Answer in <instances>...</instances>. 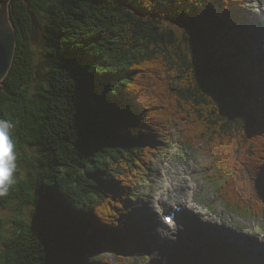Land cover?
<instances>
[{
	"label": "trees",
	"instance_id": "obj_1",
	"mask_svg": "<svg viewBox=\"0 0 264 264\" xmlns=\"http://www.w3.org/2000/svg\"><path fill=\"white\" fill-rule=\"evenodd\" d=\"M0 1L17 35L0 90L16 156L0 197V264L142 253L133 202L173 148L198 153L230 211L264 216V62L240 25L245 0ZM220 247L199 264L245 258Z\"/></svg>",
	"mask_w": 264,
	"mask_h": 264
},
{
	"label": "rangeland",
	"instance_id": "obj_2",
	"mask_svg": "<svg viewBox=\"0 0 264 264\" xmlns=\"http://www.w3.org/2000/svg\"><path fill=\"white\" fill-rule=\"evenodd\" d=\"M244 5L245 8L242 11L246 17L244 16L241 19L240 25L243 26L247 39H249L250 52L258 60L264 62V0H245ZM40 42L41 38L39 36L34 49L41 50ZM178 151V148L170 149L168 153L160 154L155 159L153 164L149 166L150 171L147 183L142 184L138 191L140 202H133L137 205L136 213H132L134 216V232H136L138 240L144 244L142 249L144 253L141 254L139 250L133 248H121L118 254L98 250V252L91 254L90 261H96L98 264H198L203 259L204 252H201V246L206 241L207 233H211L222 236L225 241L228 240V243L224 242L223 244L211 242V245L223 246L220 247L221 249L218 248L219 250L223 252L227 250L229 252L227 259L243 254L247 255V259H242L240 264H254L253 261L264 264V249H262L263 252L259 251V246L264 247L263 242L259 243L255 240H260V234L264 233V216L254 218L227 209L218 195L219 182L208 181L204 173V163L198 153L191 150L180 155ZM189 174L192 176L191 181L188 180ZM210 179L219 180V178L214 177H210ZM178 185L182 187L181 191L176 190ZM190 187L196 188L197 209L206 211L207 215L196 221H194L192 215L188 216L189 225H185L183 226L184 228L173 232L169 243L163 244L158 238L156 228L152 229L148 225L149 221L144 219V217L148 216L150 222L154 220L153 218L156 219L159 212L158 204L167 209V204H165L167 202L169 205L180 203L183 198H186V192L191 189ZM24 209V217L27 220H33L32 207L25 206ZM15 216L16 213L5 216V227L9 237L13 235L17 228L14 221ZM198 230H202L200 236H197ZM248 231L254 233L252 237L247 235ZM180 236H185V239L189 237L191 244L188 246L196 248L194 254L188 255L189 251L181 250V252L178 251L180 254L177 256V250L182 247L183 238L180 239ZM206 248L208 249L207 241ZM186 250H188V247ZM234 253L236 256H234ZM249 255L256 260H253Z\"/></svg>",
	"mask_w": 264,
	"mask_h": 264
},
{
	"label": "bare ground",
	"instance_id": "obj_3",
	"mask_svg": "<svg viewBox=\"0 0 264 264\" xmlns=\"http://www.w3.org/2000/svg\"><path fill=\"white\" fill-rule=\"evenodd\" d=\"M258 30V29H257ZM197 153V152H196ZM181 189H182V187H179V185L176 187V190H180L181 191ZM182 193V192H181ZM181 193H180V195H181ZM161 196V195H160ZM159 196V197H160ZM178 196V195H177ZM176 196V197H177ZM193 192H191L190 193V195H189V197H188V201H184V200H181V202L179 203V207L178 208H176V207H172V205L173 204H175V203H173V204H171V205H169V203L167 202V203H165V204H167V213H168V215L172 218V220H173V222H174V224H173V229H174V232L176 231V230H180V229H182V228H184L183 226H185V225H189V220H188V216H193V218H194V221H196V220H198V219H200L202 216L203 217H205V215H207V212L206 211H202V210H198L197 208L196 209H193L192 207V203L193 204H197V201L193 198ZM162 197V196H161ZM178 198V197H177ZM159 200V199H158ZM159 202V201H158ZM184 207V209L183 210H188V211H186V214L185 213H183L182 211H181V207ZM178 209V212H176V210ZM166 210L162 207V205L161 204H158V213H159V215H158V213H157V216L158 217H156V219L155 218H153L154 220H152L151 222H150V220L148 219V216H146V217H144V219H147V221H149V224L148 225H150V227L152 228V229H155V230H157V232H158V238H160V240H161V242L163 243V244H165L166 242L167 243H169V240L170 239H172L171 238V236L173 235V233H171V232H169V231H167V228L166 229H163L162 227H164V221H166L165 222V224H168L167 223V220H168V218L166 217ZM174 213L177 215V220L175 221L174 220ZM161 216H164V221H163V218L161 217ZM245 216H247L246 214H245ZM150 219H152V218H150ZM172 220H170V223L172 224ZM154 222V223H153ZM208 223H210V221H208ZM211 224H212V222H211ZM216 225V224H215ZM172 225H170L169 227H171ZM240 229V228H239ZM151 231V230H150ZM200 233H202V230H198L197 231V236H200ZM214 233V232H213ZM252 234H254V233H252V231H248V233H247V235L248 236H251L252 237ZM193 235V234H192ZM259 237V236H258ZM261 237V236H260ZM183 238V240H182V242H181V249H179V250H177V256L180 254V252H181V250H183V251H189V253H187L188 255H192V254H194V251H195V247H193V246H188V245H190L191 244V241L189 240V237L187 238V239H185V236H180V239H182ZM262 239V241H260V240H258V239H255L257 242H263V245H264V238H261ZM140 241V240H139ZM206 241H207V244H208V246L209 247H211V246H213V245H211V242H219V243H221V244H223L224 242H227L228 243V240H224V238L222 237V236H218L217 237V235H213V234H211V233H207V238H206ZM206 241H205V243H204V245H202L201 247V252L203 251V249L204 248H206ZM246 242H247V240H246ZM140 243H141V241H140ZM226 243V244H227ZM142 244V243H141ZM143 246H144V244H142ZM228 245V244H227ZM188 247V250H186V248ZM259 248L261 249H259V251L260 252H263L262 251V249H264V247H262V246H259ZM178 251H180V252H178ZM246 251H247V249H246ZM241 252V251H240ZM144 252L142 251V253L141 254H143ZM248 253V252H247ZM246 256L247 255H244V257L246 258ZM250 256V255H249ZM251 257V256H250ZM253 260H256L253 256L251 257ZM247 259V258H246ZM252 260V261H253ZM200 263V262H199ZM198 263V264H199ZM253 263H255V264H259V263H257V261H253ZM191 264V263H190Z\"/></svg>",
	"mask_w": 264,
	"mask_h": 264
},
{
	"label": "water",
	"instance_id": "obj_4",
	"mask_svg": "<svg viewBox=\"0 0 264 264\" xmlns=\"http://www.w3.org/2000/svg\"><path fill=\"white\" fill-rule=\"evenodd\" d=\"M34 21L39 33L38 22ZM16 46L17 35L10 16L9 1H0V90L4 89V79L12 67Z\"/></svg>",
	"mask_w": 264,
	"mask_h": 264
},
{
	"label": "clouds",
	"instance_id": "obj_5",
	"mask_svg": "<svg viewBox=\"0 0 264 264\" xmlns=\"http://www.w3.org/2000/svg\"><path fill=\"white\" fill-rule=\"evenodd\" d=\"M10 128L11 125L8 122L0 121V197L8 194L9 187L14 182L16 156L9 134Z\"/></svg>",
	"mask_w": 264,
	"mask_h": 264
}]
</instances>
